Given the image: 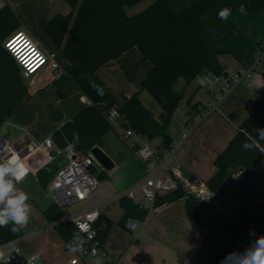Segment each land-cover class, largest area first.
<instances>
[{
  "label": "crops",
  "instance_id": "obj_1",
  "mask_svg": "<svg viewBox=\"0 0 264 264\" xmlns=\"http://www.w3.org/2000/svg\"><path fill=\"white\" fill-rule=\"evenodd\" d=\"M153 1L147 0L127 11H132L134 15ZM198 1L168 0L176 13ZM7 5L26 24L28 31H22L38 42L51 60L59 64V69L49 64L33 79L26 80L29 98L10 119L0 125V160L1 155L9 149L19 154L30 148L32 142H42L52 136L70 118V115L61 117V106L74 93L82 92L69 73L70 61L42 27L43 23L49 22L57 14L72 13L74 8L71 3L68 0H0V10ZM202 22L206 27L205 39L219 53L218 58L224 71L236 73L252 70L253 74V88L243 83L222 102L201 87L197 79L189 81L181 77L176 82L175 90L182 96V100L168 126V134L172 141H179L183 133H187L188 137L178 149L174 161L180 165L185 177L195 176L196 184L200 182L207 185L217 171V157L227 149L239 127L248 118L252 106L259 98L258 91L264 90V12L252 17L244 8L243 11L236 10L227 20L217 22L211 15H205ZM152 68L153 63L146 59L138 47H133L103 65L97 74L121 104L138 94L147 108L152 106L157 110L154 118L160 122L161 106L143 89V82ZM80 107L79 104L69 102L67 108L69 114L73 115ZM51 117L54 118L50 120ZM158 137L160 142L153 146L164 145V138ZM110 148L111 153L104 151L115 163V167L108 170L114 173L112 185L115 193L107 199L100 196L98 202L102 216L112 222L103 245L104 250L111 259L121 260L125 264H192L207 229L193 230L186 199L167 202L146 221L136 216L126 219L125 210L117 197L130 189H137L145 176V167L128 145L126 149L116 146ZM22 159L29 173L16 186L28 194V203L32 207L29 223L20 230L22 236L18 238L23 255H40L39 264H73L74 261L75 264H96L97 260L103 264L101 258L93 260L81 254V259L69 257L65 251L68 249L66 238L58 230V225L45 217L43 211L55 203L47 192L46 179L39 175L41 170L50 165L46 153L38 149ZM102 174L103 178L107 177L106 171ZM135 199H132L133 202L139 204ZM219 203L220 209L232 206L221 201ZM80 204L85 206L83 209L91 206L89 200ZM129 220L140 223L138 232L128 228Z\"/></svg>",
  "mask_w": 264,
  "mask_h": 264
},
{
  "label": "trees",
  "instance_id": "obj_2",
  "mask_svg": "<svg viewBox=\"0 0 264 264\" xmlns=\"http://www.w3.org/2000/svg\"><path fill=\"white\" fill-rule=\"evenodd\" d=\"M68 1L74 11L68 15L57 14L42 27L70 61L69 73L92 105L81 106L51 137L58 148L74 143L83 154L95 146L103 147L105 136L113 129L108 118L113 109L127 121L126 127L148 138L161 136L164 144L170 145L168 126L182 100L175 90L178 79L183 77L191 81L209 71L218 75L225 72L219 53L205 39L206 27L202 18L211 15L220 22L223 20L217 18L219 10L229 7L232 15L241 5L252 17L264 12V0H199L180 13L173 10L168 0H154L134 15L128 13V8L147 0ZM19 23L11 6L0 10V125L10 119L30 96L20 65L4 44L19 28ZM133 47H138L153 63L143 89L161 106L160 122L138 94L121 104L97 74L103 65ZM258 129H264V99L260 97L230 145L217 157V171L207 183L219 201L238 205L237 213L231 212L230 208L221 210L208 205L186 193L183 187L158 199V204H162L185 198L193 230L207 229L192 264H233L229 254L244 252L259 236H264V199H256L251 207L241 202L244 194L242 180L249 171L256 173V185L264 196V132H258ZM245 144L251 147L246 148ZM39 175L49 184L56 172L50 166V169L41 170ZM102 178L103 174L100 175ZM120 205L125 210L126 219L146 217V210L129 197H122ZM43 212L51 222L63 217L56 203ZM111 227L112 222L106 217L101 216L97 221L96 238L102 245ZM10 228L11 225L0 228V246L22 236L21 231L13 233ZM57 228L67 243L78 235V230L70 222Z\"/></svg>",
  "mask_w": 264,
  "mask_h": 264
},
{
  "label": "built area",
  "instance_id": "obj_3",
  "mask_svg": "<svg viewBox=\"0 0 264 264\" xmlns=\"http://www.w3.org/2000/svg\"><path fill=\"white\" fill-rule=\"evenodd\" d=\"M16 33L17 35L10 42L5 43V46L18 61L25 79L35 77L49 64L53 68L59 69V64L51 60V57L44 52L38 42L23 31H15L12 34ZM45 61L46 63L43 64ZM252 78V70L236 73L224 72L219 75L209 71L196 77L199 85L214 94L219 102L233 95L237 87L243 83L253 88ZM258 95L264 99V90L258 91ZM85 101L87 105H92L89 98ZM108 118L112 128L119 132L121 140L126 142L145 167V176L136 187L139 188L143 197L142 202L139 204L147 212L144 218L145 221L160 206L167 203L158 204L160 197L177 191L180 187H183L186 193L196 196L204 203L220 209V203L215 193L207 185L191 184L188 178L182 174L180 165L174 161L178 149L188 137L187 133H183L179 141H172L170 145L164 144L156 147L150 143L146 135L137 132L133 128L126 127L124 124L127 121L118 110H111ZM123 128H125V131L121 133ZM55 148L58 149V154L52 156L50 153ZM28 149L30 152L38 149L43 150L47 155L48 164L60 154H64V157L68 160L67 164L58 170L53 180L47 185V192L63 213V217L56 221L55 225L70 222L76 227L78 230L76 245L79 248L82 247L83 250L80 251V254L83 257H89L93 260L101 258L103 264H125L121 260L111 259L104 250L103 245L96 238V223L102 214L100 204L95 202L94 195L99 186L100 175L105 171V167L92 153V149L87 154H83L76 149L74 143H68L65 148L60 149L55 146L51 136L42 142H32ZM12 152L13 150L9 149L5 154H2V162L10 158ZM134 190L135 188L121 193L117 199L122 197L134 199ZM87 200L91 202L90 207L74 212L68 211L70 205ZM84 225L87 226V230L81 229V226ZM127 226L133 232L140 230V223L136 220H129ZM0 251L4 254V259L1 260L3 264H28V260L32 256L38 255L24 256L18 239L1 245ZM38 257L39 259L35 264L40 263V255Z\"/></svg>",
  "mask_w": 264,
  "mask_h": 264
},
{
  "label": "clouds",
  "instance_id": "obj_4",
  "mask_svg": "<svg viewBox=\"0 0 264 264\" xmlns=\"http://www.w3.org/2000/svg\"><path fill=\"white\" fill-rule=\"evenodd\" d=\"M240 10H244V5L240 6ZM231 12V8L224 7L217 13V18L227 20ZM258 132H264V129H258ZM244 146L251 147L249 144ZM28 173L29 169L23 159L14 151L10 158L0 162V228L11 225L10 231L13 233L19 232L29 223L32 211L28 203L29 196L16 186L25 179ZM81 229L87 230V226H81ZM82 250V247L71 249L73 253ZM229 258L233 264H264V236H259L244 252L229 254ZM3 259L4 254L0 252V260ZM38 259V255H34L28 260V264H35ZM96 264H101V262L97 260Z\"/></svg>",
  "mask_w": 264,
  "mask_h": 264
},
{
  "label": "rangeland",
  "instance_id": "obj_5",
  "mask_svg": "<svg viewBox=\"0 0 264 264\" xmlns=\"http://www.w3.org/2000/svg\"><path fill=\"white\" fill-rule=\"evenodd\" d=\"M129 14L132 15V11H129ZM19 28L21 29H18L17 31L18 32H22V29L24 31H28L27 30V26L26 24L20 20V23H19ZM49 44L47 43V46ZM34 78V77H33ZM31 78V79H33ZM31 79H28V80H31ZM27 80V79H25ZM88 97L83 93V92H77V93H74L73 96L70 97V100H66V102L61 106V117L62 118H66L68 117H71L72 114H69V110H68V106H69V102H71V104H79L80 106H87V103H86V99ZM158 106V105H156ZM159 107H157L158 109ZM151 110V112L156 116V112L157 110H155L152 106H150L149 108ZM68 115V116H67ZM43 118V116L41 117ZM54 117H51L50 120H52ZM125 131V128H123L121 130V133H123ZM158 142H160V138L158 137H155V138H150V143L152 145H157ZM111 146H116V147H120L121 149H126L127 148V144L126 142H124L123 140H121L120 136H119V132H117L115 129H112L106 136H105V143L103 144V148L105 151L111 153ZM67 158L64 157L62 158L61 161L57 162V165H53V170L54 172H58V170L65 166L67 164ZM105 171L107 172V177H104L102 179L99 180V186H98V191L96 192V198H95V202L98 203L99 202V199H100V196L103 198V199H107L108 197L114 195V187H113V182H112V179L114 178V173L111 172V171H108L107 169H105ZM109 174V175H108ZM238 175H235V177H238ZM114 180V179H113ZM134 195H135V202L137 203H140L142 202L143 200V197L140 193V190L139 188H137L136 190H134ZM85 206L83 204H80V203H77V204H73V205H70L68 207V211L69 212H74V211H77V210H80V209H83ZM221 210H228V209H225V208H222ZM230 210V209H229ZM20 245V244H19ZM21 248V247H20ZM72 248H79L77 245L69 248V249H65L66 252L69 253V257H76V258H79L81 259L80 257V251L79 252H76V253H73L71 251ZM2 252V251H0ZM3 253V252H2ZM90 260V259H89Z\"/></svg>",
  "mask_w": 264,
  "mask_h": 264
},
{
  "label": "water",
  "instance_id": "obj_6",
  "mask_svg": "<svg viewBox=\"0 0 264 264\" xmlns=\"http://www.w3.org/2000/svg\"><path fill=\"white\" fill-rule=\"evenodd\" d=\"M16 34H12L8 36V38L4 41L5 43L10 42ZM30 153V150L27 148L23 150V152L20 154L21 158L26 157ZM92 153L95 155V157L100 161V163L105 167L107 170H112L115 167V163L112 160V158L100 147V146H95L92 148ZM52 156H55L58 154V149L55 148L51 153ZM64 157V154L58 155L54 161L50 163V165H47L45 168L50 169V166H53L56 164L58 160ZM96 169V168H94ZM188 181L193 184L196 183L197 178L195 176H190L188 178ZM198 185H201L200 182H197ZM242 186L244 188V194L242 195L241 202L243 205L251 207L255 204L256 199L258 200H263L264 196L261 192V190L257 187L256 185V173L254 171H249L243 178L242 180ZM231 212L237 213L239 210L238 205H232L230 207ZM77 243V238H74L71 240L67 245L66 248H71L75 246ZM0 264H3L0 260Z\"/></svg>",
  "mask_w": 264,
  "mask_h": 264
},
{
  "label": "bare ground",
  "instance_id": "obj_7",
  "mask_svg": "<svg viewBox=\"0 0 264 264\" xmlns=\"http://www.w3.org/2000/svg\"><path fill=\"white\" fill-rule=\"evenodd\" d=\"M45 63H46V61L43 64H45Z\"/></svg>",
  "mask_w": 264,
  "mask_h": 264
}]
</instances>
